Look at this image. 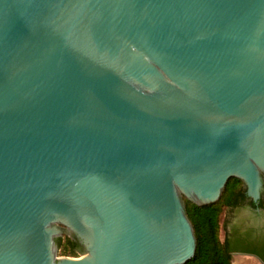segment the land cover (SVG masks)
I'll return each instance as SVG.
<instances>
[{
    "label": "water",
    "instance_id": "obj_1",
    "mask_svg": "<svg viewBox=\"0 0 264 264\" xmlns=\"http://www.w3.org/2000/svg\"><path fill=\"white\" fill-rule=\"evenodd\" d=\"M263 174L264 0H0V264H184Z\"/></svg>",
    "mask_w": 264,
    "mask_h": 264
},
{
    "label": "trees",
    "instance_id": "obj_2",
    "mask_svg": "<svg viewBox=\"0 0 264 264\" xmlns=\"http://www.w3.org/2000/svg\"><path fill=\"white\" fill-rule=\"evenodd\" d=\"M246 196L242 180L231 177L215 203L197 205L183 197L196 239L194 255L184 264H233L229 233H221L226 227L222 214ZM260 200L264 211V183ZM55 244L60 256L77 257L81 250L77 239L66 234L56 237ZM255 252L264 261V254Z\"/></svg>",
    "mask_w": 264,
    "mask_h": 264
},
{
    "label": "flooded vegetation",
    "instance_id": "obj_3",
    "mask_svg": "<svg viewBox=\"0 0 264 264\" xmlns=\"http://www.w3.org/2000/svg\"><path fill=\"white\" fill-rule=\"evenodd\" d=\"M226 212L228 214L223 219L226 227L222 231L229 233L231 255H244L264 264L255 252L264 254V211L261 200L252 201L246 196Z\"/></svg>",
    "mask_w": 264,
    "mask_h": 264
},
{
    "label": "rangeland",
    "instance_id": "obj_4",
    "mask_svg": "<svg viewBox=\"0 0 264 264\" xmlns=\"http://www.w3.org/2000/svg\"><path fill=\"white\" fill-rule=\"evenodd\" d=\"M228 214V212H223V214H222V220L225 218V215H227ZM222 234H223V231L221 232ZM232 263H233V257H232Z\"/></svg>",
    "mask_w": 264,
    "mask_h": 264
}]
</instances>
